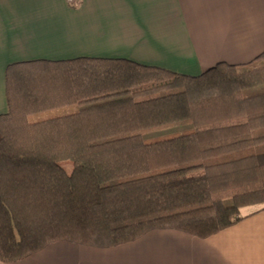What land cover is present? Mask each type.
<instances>
[{
  "label": "trees",
  "instance_id": "trees-1",
  "mask_svg": "<svg viewBox=\"0 0 264 264\" xmlns=\"http://www.w3.org/2000/svg\"><path fill=\"white\" fill-rule=\"evenodd\" d=\"M6 79L1 263L58 242L118 247L153 230L206 239L243 209L264 210V67L221 62L193 77L84 58L13 64ZM69 106L80 110L30 120Z\"/></svg>",
  "mask_w": 264,
  "mask_h": 264
},
{
  "label": "crops",
  "instance_id": "crops-1",
  "mask_svg": "<svg viewBox=\"0 0 264 264\" xmlns=\"http://www.w3.org/2000/svg\"><path fill=\"white\" fill-rule=\"evenodd\" d=\"M263 52L264 0H0V115L17 63L126 60L197 77L221 62L254 68ZM242 216L206 239L168 229L113 248L58 242L9 264H264V210Z\"/></svg>",
  "mask_w": 264,
  "mask_h": 264
},
{
  "label": "rangeland",
  "instance_id": "rangeland-1",
  "mask_svg": "<svg viewBox=\"0 0 264 264\" xmlns=\"http://www.w3.org/2000/svg\"><path fill=\"white\" fill-rule=\"evenodd\" d=\"M261 67H264V59H261L259 62H257V64L255 65L254 68H261ZM261 92H263V91H260L257 94H260ZM244 96L245 97H251L252 95L250 94V92H246V93H244ZM79 110H80V107H78V106L64 107V108H60V109H56V110H52V111H47V112H43V113L34 115V116L30 117V120L32 122L50 120V119L59 118L62 116H66V115L76 113ZM191 131H192V127H189V126L173 128V129L159 131V132H155V133L146 135L144 137V141L147 143H153V142H157V141L168 140L171 138L181 136L183 134L190 133Z\"/></svg>",
  "mask_w": 264,
  "mask_h": 264
}]
</instances>
